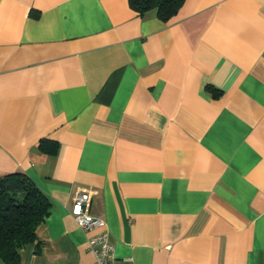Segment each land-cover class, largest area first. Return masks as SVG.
<instances>
[{"label":"crops","instance_id":"obj_1","mask_svg":"<svg viewBox=\"0 0 264 264\" xmlns=\"http://www.w3.org/2000/svg\"><path fill=\"white\" fill-rule=\"evenodd\" d=\"M51 201L21 264H264V0H0V175ZM0 264H3L0 261Z\"/></svg>","mask_w":264,"mask_h":264},{"label":"trees","instance_id":"obj_2","mask_svg":"<svg viewBox=\"0 0 264 264\" xmlns=\"http://www.w3.org/2000/svg\"><path fill=\"white\" fill-rule=\"evenodd\" d=\"M184 0H128L129 6L144 15L154 10L162 21L172 18ZM51 201L24 173L0 175V261L21 264L22 251L35 242L37 226L48 216Z\"/></svg>","mask_w":264,"mask_h":264},{"label":"built area","instance_id":"obj_3","mask_svg":"<svg viewBox=\"0 0 264 264\" xmlns=\"http://www.w3.org/2000/svg\"><path fill=\"white\" fill-rule=\"evenodd\" d=\"M90 196V191L78 192L71 204L70 214L78 227L93 232L87 244L94 256V264H116L114 247L109 239L105 220L94 216L88 210Z\"/></svg>","mask_w":264,"mask_h":264}]
</instances>
